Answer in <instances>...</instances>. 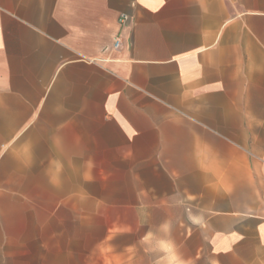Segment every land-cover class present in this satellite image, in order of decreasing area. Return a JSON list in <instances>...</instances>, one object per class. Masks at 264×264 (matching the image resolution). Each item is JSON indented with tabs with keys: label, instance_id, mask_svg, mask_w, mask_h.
<instances>
[{
	"label": "crops",
	"instance_id": "crops-1",
	"mask_svg": "<svg viewBox=\"0 0 264 264\" xmlns=\"http://www.w3.org/2000/svg\"><path fill=\"white\" fill-rule=\"evenodd\" d=\"M0 264H264V0H0Z\"/></svg>",
	"mask_w": 264,
	"mask_h": 264
},
{
	"label": "built area",
	"instance_id": "built-area-1",
	"mask_svg": "<svg viewBox=\"0 0 264 264\" xmlns=\"http://www.w3.org/2000/svg\"><path fill=\"white\" fill-rule=\"evenodd\" d=\"M125 21H126V17L122 16L121 22H125ZM113 46L115 49H117L120 46V38L119 37L114 38Z\"/></svg>",
	"mask_w": 264,
	"mask_h": 264
},
{
	"label": "clouds",
	"instance_id": "clouds-1",
	"mask_svg": "<svg viewBox=\"0 0 264 264\" xmlns=\"http://www.w3.org/2000/svg\"><path fill=\"white\" fill-rule=\"evenodd\" d=\"M23 151L25 152V154H27V152H28V149H27V147L25 146V148L23 149ZM53 182L55 183V182H57L56 181V177L55 176H53Z\"/></svg>",
	"mask_w": 264,
	"mask_h": 264
}]
</instances>
